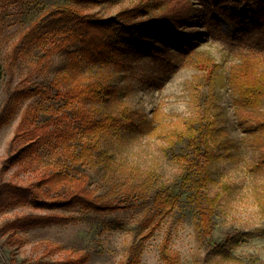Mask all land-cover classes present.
I'll return each instance as SVG.
<instances>
[{
  "label": "rangeland",
  "instance_id": "1",
  "mask_svg": "<svg viewBox=\"0 0 264 264\" xmlns=\"http://www.w3.org/2000/svg\"><path fill=\"white\" fill-rule=\"evenodd\" d=\"M142 1L152 4L150 13L160 12L171 2L97 0L82 9L109 17ZM59 2L62 0H31L26 5L0 0V109L8 92L5 64L14 41L31 20ZM184 29L195 48V65L170 69L162 58L142 54L129 56L121 67L109 71L112 91L98 104L100 112L118 113L128 104L143 117L137 125L106 136L101 144L103 154L97 155L93 164L78 165V170L65 165L68 144L73 141L56 136V129L66 123L55 116L50 120L41 113L45 124L37 135L43 134L46 139L40 143L39 154L25 169L15 164L4 175L5 180L24 184L53 165H64L65 169L85 176L86 188L115 202L123 199V204L129 206L103 212L76 207L72 211L84 218L0 230V264H47L84 252L91 253L85 264H119L132 248L140 251V264H163L160 247L166 236L179 264H264V132L258 128L259 123H264V106L258 111L238 107L229 84L231 73L244 62L249 49L210 36L200 22H190ZM169 49L175 53L173 46ZM66 57V53L55 55L51 71L44 77L30 78L27 69L18 71L12 85L35 80L47 83L66 68ZM209 62L217 79L218 107L217 129L210 139L214 159L208 192L219 197L215 229L209 242L218 247L207 248L184 204L165 216L152 236L142 239L146 230H141L140 225L153 210L157 189L167 186L171 192L178 190L181 169L168 151L170 136L196 114L195 97L206 88L201 81L210 71ZM94 67H79L76 78L80 80L85 75L94 79ZM51 100L44 94L23 99L10 120L0 126V163L7 156L11 138L19 131L26 108L45 107ZM72 116L69 111L68 121ZM26 136L19 140L24 141ZM127 192L139 194L132 197ZM45 212L48 211L29 205L7 208L0 211V227L16 215ZM157 218L158 215L154 216L152 222Z\"/></svg>",
  "mask_w": 264,
  "mask_h": 264
},
{
  "label": "trees",
  "instance_id": "2",
  "mask_svg": "<svg viewBox=\"0 0 264 264\" xmlns=\"http://www.w3.org/2000/svg\"><path fill=\"white\" fill-rule=\"evenodd\" d=\"M13 1L31 3V0H9ZM95 1L62 0L54 4L21 30L10 49L5 64L8 92L0 109V126L10 120L20 102L29 96L44 94L53 100L45 107L26 108L19 131L11 138L7 156L0 163V211L29 205L48 212L16 215L3 223L2 232L84 218L83 214L72 211L76 207L103 212L129 206L123 204V199L115 202L86 188L85 176L65 169L64 165H53L24 184L5 180L4 175L15 164L25 169L39 154L40 143L46 139L43 134L37 135L45 124L41 113L50 120L55 116L56 120L66 123L56 129V136L73 141L68 144L65 165L78 170V165L93 164L96 156L103 154L101 144L106 136L137 125L143 117L128 104L118 113L100 112L98 104L112 91L109 71L121 67L129 56L142 54L162 58L170 69L195 65L198 61L195 48L184 29L190 22H200L214 38L249 49L244 62L231 73L229 84L236 94L238 107L258 111L264 106V0H171L157 13H150L152 4L142 1L109 17L83 11L82 6ZM170 46L175 48V53L170 51ZM61 53L67 54L66 68L47 83L35 80L12 85L18 71L23 69H27L30 78L47 76L53 58ZM89 64L95 66L92 69L96 77L84 75L78 80L77 69ZM214 73L210 63V71L201 81L206 88L195 97L196 114L171 133L168 151L181 169L178 190L171 192L167 186L157 189L153 210L140 225L141 230H146L142 239L152 236L165 216L184 204L194 217L195 227L207 248L218 247L209 242L219 202L217 195L208 192L213 181L210 165L214 159L210 139L217 129ZM1 77L0 74V80ZM55 99L59 104L56 105ZM69 111L73 116L68 121ZM258 126L264 132V123ZM23 135L27 136L20 141ZM127 193L132 197L139 194ZM156 215L158 218L152 222ZM90 257V252H84L47 261V264H85ZM160 257L163 264H179L169 246V236L162 242ZM140 262V251L132 248L119 264Z\"/></svg>",
  "mask_w": 264,
  "mask_h": 264
}]
</instances>
